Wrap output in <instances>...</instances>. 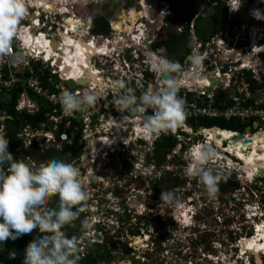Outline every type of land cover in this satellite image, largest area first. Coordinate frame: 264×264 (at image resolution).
Returning a JSON list of instances; mask_svg holds the SVG:
<instances>
[{
	"label": "clouds",
	"instance_id": "9594fccd",
	"mask_svg": "<svg viewBox=\"0 0 264 264\" xmlns=\"http://www.w3.org/2000/svg\"><path fill=\"white\" fill-rule=\"evenodd\" d=\"M261 2L264 3V0H261ZM158 3L159 2L155 0V19L152 21L149 18L148 20L139 22V29L142 25L144 26L143 29L146 30V36L142 38V41H135L132 39V36L128 39L126 36L127 34L124 32V37L128 40L127 42H124L123 39L116 37L117 32L115 30H111L109 34H95L89 29L83 30L82 28L86 25V21L73 17L75 7H72V11H67L69 12L68 14H64L65 10H69L70 8L63 3V0H59L58 2L52 0L53 8L49 13H55V21L59 26H55L58 30L55 28L53 33L57 36H51L50 41L53 43L56 42L58 45L64 44L67 46L66 50L62 52V55L65 58L63 66L59 63L58 58V64L63 67V74L66 76L63 79H60L59 77L56 79L58 83L63 82L67 90L62 92L57 89L55 85L52 86L53 91H56L60 95L58 102L61 110L68 116H72L77 112H90L95 109L98 100L105 103L106 99L103 96L104 94H102L101 89L106 88V90L117 91L118 97L113 101L115 107L105 109L107 113L110 112L114 115V121H112L114 124H112L111 131H113L116 138L108 149V157L103 156V150L100 151L104 146L102 142L95 145L92 141L88 140L83 145L77 147L76 150H78L79 155L82 153L84 146L86 152H93L94 149L97 151L96 164L94 166V169H97L94 174L95 178L92 179V185L86 187L80 178V170L73 164L74 158H69L66 154L67 151L65 150H56L53 147L51 151L46 153L39 154L37 151H34V155H32L31 150H28L25 148V145H23L21 150L24 152V160L14 159L12 153L8 150L9 141L5 137L7 134L5 121L8 120L11 115L6 111H0V244H4L6 240H16L20 237L27 239L35 236L36 233H41V235L36 236L34 242L25 249L23 254V264H78L80 259L85 258L88 254V250H90V245L99 244V240L102 239V232L100 230L102 228L99 226L100 224L95 225L97 231L94 236H92L95 240L92 241L90 239L85 241V251L83 253L79 250L80 245H78L77 248L72 239L77 233L85 234L84 232L87 231L81 230V228L87 221L85 211L91 212V210H87L86 208V203L90 198L88 191L90 188L94 189L100 182L104 181L99 175L100 170L103 169L106 172L112 171L116 175L114 176L113 174V178L116 180L111 179L108 182V184H113L111 186L113 187V192L109 191L108 193L112 196H116L117 192L123 191V178L128 177L138 180L139 176L136 175L139 174H136V172L133 174H130L129 171L124 172V167L120 166L122 171L117 172V174L111 168L115 165H120V156L127 154L128 151H136L137 153L141 148L148 149L156 147L157 143L166 137H174V135L170 134V131L181 126L186 118L184 100L180 97L181 91H178L180 76H178L177 73L181 72L182 69L185 70L187 67L193 65H197L199 68H205L206 71L203 72L206 76H211L216 71L214 69L215 65L212 64L207 57V53H209L208 50L205 58H200L198 55H191L194 42L192 40V34L189 51H183V60L180 61V63H177L176 59H169L168 52L163 55L158 52L161 48H154L157 40L151 41V39H153V34L158 29L157 27L160 26L158 22L159 19L157 18L159 13L156 8ZM242 3L243 0H226L225 5L227 6V19L229 23L225 29L218 31L211 36L218 35L227 45H229L233 42L229 38L233 39L238 35L239 39H247L248 42L253 43L257 48L261 45L264 52L263 28H260L261 36L257 37L252 31H245V29L242 31L240 30L246 27L245 24H240L235 27L231 26L240 15V7ZM78 4L84 3L75 2L74 5L82 6ZM254 5L258 8H253L250 15L258 21H264V9L259 7L257 0L254 2ZM88 6L89 4H84L82 7L85 8ZM167 6L169 7V5ZM43 7L41 6L39 9H43L45 12L48 11L47 7L46 9ZM27 10L29 13H27ZM27 10L25 0H0V53H4L8 50L13 37L16 35L17 24L25 14H29L27 15V18L30 20L36 21L38 18V14H34L33 10L28 8ZM173 14L175 16L172 21H175L180 17L177 15V12L173 11ZM230 14H234L235 18L231 19V16H229ZM147 15L149 16L148 11ZM200 15L201 14H196L193 17L186 16L185 20L182 19L184 24L173 26V29L177 31L178 27H185L189 20H192L189 23H193L194 25V21ZM68 17L75 18L77 25L79 24V26H75V30H71L65 25V19ZM96 20L97 18L87 20V22L91 23L93 27ZM169 20L171 19H167L166 21L167 26L171 27ZM149 21H152L155 25V28L152 30L147 27V22ZM67 29L68 31L66 32ZM136 30H138V28H136ZM184 31L185 28L183 32ZM38 32L44 36L51 34V31L48 30V24L47 27L42 26L41 29L33 26L32 30L29 31L20 30L18 32V35L21 37L19 39L20 47H23L22 49L24 50H28L33 38L34 40L37 38L35 42H38V40H40ZM62 33L66 34L68 38L67 40H62ZM182 33L177 31L176 34L179 35ZM75 41H79V43H75ZM146 42L148 43L146 44ZM37 47L42 51V60H44V57L52 58L57 51L61 50V48H54V45L53 47H50V43L46 42V39L44 43L37 45ZM225 48L227 49V47ZM133 51H143L146 55L150 56L152 60L151 68L155 72V76H153V73L147 74L146 76L143 74L142 76V74L134 69L131 71H123L127 68L125 61L131 60L134 56ZM77 54H79V56H77ZM196 54H200V52ZM157 56L158 59H156ZM66 57H68V60ZM118 58H122L123 62L117 61ZM29 59L32 62L31 66L34 70L40 71L42 69L40 62H35L31 58ZM185 60L186 62H184ZM95 61L96 63H94ZM135 61L136 60H134V62ZM113 62H115L114 65L105 67V64H111ZM187 63H189V65H187ZM185 65H187L186 68ZM65 67H72L74 72L78 68L81 74L79 79L78 76L80 74L75 75L74 72L66 73L64 71ZM42 70L40 73H48L47 70ZM157 72L160 73V78H157ZM86 75L94 76L91 78L95 80L88 79ZM189 76L190 81L195 84H197V79L198 81H203V79H205V76H202V74L197 76V72L192 73ZM44 79H46V77ZM80 80H85L86 83L79 84ZM143 80H149L152 81V83H144ZM68 81H73L76 86L74 88L68 87ZM212 81H214L215 84L216 80L213 79ZM19 86L20 88L17 90L0 91V100L3 104L10 102L14 92L19 93L15 111L19 116H22L23 120L22 128L16 134L18 138H20L18 135L22 132L25 124L33 123L28 118L33 117L35 119L34 123H36V121L42 119L44 112L43 110L42 114L28 115L17 110L21 93L25 92L23 86H21V84H19ZM77 92H79V94H77ZM136 92L138 96H136ZM178 93H180V96L177 95ZM262 107H264V104ZM115 109H117V111ZM149 109L151 110L150 114L148 113ZM119 117L121 118L119 119ZM222 120L228 121L224 119H216L211 121L207 126L202 125L203 130L199 135L203 136L205 134L202 132L211 129L229 132L231 136L229 138L230 141L227 140L228 143L233 142L234 144L239 145L234 152L231 150L224 152L226 150L219 147L217 143L210 141L207 135L204 143L198 144L195 143L197 136L189 132H182L181 135L184 137L181 140L175 137L179 140V145L182 143H189L188 149L190 161L188 163L189 167H187V173H189L190 176H199V179L209 197L214 196L218 191V181L220 177L212 173L214 170L218 171L222 177L230 178L231 180L249 178L243 170H240L241 173L239 172V169L244 165V162L237 157V154L240 152V148L242 149L245 146H247L245 150L248 152L251 143L243 146L242 144L244 140L235 142V137L241 132L228 127H219L216 121ZM120 121L121 125L126 126V129L117 126ZM229 121L231 122L233 120ZM195 125L196 124H194V126ZM248 128L249 127H247L246 130H248ZM115 130H118V132H115ZM130 132L131 134H129ZM253 133L254 131H250V134L247 132L241 134H243L246 139L252 140ZM224 142L226 141H223V145ZM61 145L60 148H62L65 143ZM201 145L203 146V149L197 160L193 155L196 151L200 150ZM112 148L113 151H110ZM242 152H244V149ZM48 153H51V156ZM47 156H50L51 159L54 158V160L45 165L43 164V160L46 161ZM58 156L62 160H59L60 158H58ZM86 162L84 167L87 166ZM160 170L163 172L162 169ZM254 174L257 180L264 178V172H261L262 175L260 174V176H257L256 172ZM125 188H128V185ZM139 191L141 192V189ZM147 192V190L144 191V193ZM173 196L174 194L171 191L161 192L160 199L162 203L165 201H172ZM52 197H58V207L56 208L47 207L48 202ZM139 198H141V196ZM102 201L108 203V199L104 196V198H100V200H95V202L91 204V207H97L99 202ZM204 202L205 201L201 198L191 202H182L186 203L188 208H192L190 213L191 220H194V222L196 221V217L209 205H204ZM124 203V199H120L118 206H121ZM82 211L83 213H80ZM126 212L127 206L124 207L123 215H125ZM79 214H81L85 220L81 221V226L77 228L75 234L61 231L65 225H70ZM110 215L114 216L113 213ZM260 225H262V223H260ZM187 228L197 229V225L196 223L185 224L181 231L184 232ZM68 236H70V238H68ZM98 236L101 237V239H99ZM100 244L102 245L103 242ZM163 249L173 252L172 249L167 247H164ZM15 255L14 251L9 252L10 258L15 259ZM107 260L108 259H106V261ZM106 261L101 264H108Z\"/></svg>",
	"mask_w": 264,
	"mask_h": 264
},
{
	"label": "rangeland",
	"instance_id": "374dc122",
	"mask_svg": "<svg viewBox=\"0 0 264 264\" xmlns=\"http://www.w3.org/2000/svg\"><path fill=\"white\" fill-rule=\"evenodd\" d=\"M54 1L58 2L59 0ZM147 1L148 0H63V3L70 8L67 11H72V7H75V11L79 14H83L84 17L86 16L87 20L97 18L96 22L98 23V27L101 26L98 18L106 17L110 23L111 30H115L117 34L124 33L126 26L130 25L129 29L125 32L127 38L130 39L133 35L136 37L141 36L140 41H142V38L146 36V30L143 29L144 26L142 25L139 29V22L149 19L147 15L149 4ZM156 1L159 2L156 8L159 15H161V17H157L160 26H158V29L154 32L151 41L157 40V42H162V44L165 45L158 47L161 48L158 52L163 55L168 52L169 47L173 48V44L165 42L168 40V34H175V32L177 33L178 31H175L173 27L167 26V19H174L175 15L173 11L177 12V15L184 20L186 16L193 17L196 14H201V17L208 18L210 12V10L208 12L206 10L208 0ZM40 2L41 4H38V0H33V6L39 5L43 7L44 3H47L46 0H41ZM75 2L89 4V6L85 8L82 7L84 4H78L82 6H76L74 5ZM143 2H145L146 6H144ZM48 4L53 5L52 0H50ZM167 5H169V7ZM253 8L258 7H255L254 3L250 4L248 0H243L238 18L241 24H245L246 27L242 28L241 31L244 29L245 31H252L255 33L254 35L260 37V28L264 29V22L258 21L250 15ZM50 11H52V9L46 11L48 13L45 12L44 15H48L49 17L53 16L54 13H49ZM229 16H231V19L235 18L234 14H230ZM136 28H138V30H136ZM208 33L210 32H206L205 35ZM61 38L63 39V34H61ZM183 55V50L178 48L175 54L169 53L168 58L176 59L177 63H180V61L183 60ZM260 56L263 57L264 52H262ZM94 63H96V61ZM135 63L140 64L137 60ZM129 65L130 68H132L131 63H129ZM187 65H189V63H187ZM187 65H185V68ZM107 67L110 66L108 65ZM145 81L146 83H152V81L149 80ZM136 96H138L137 92ZM238 123V121L233 120L230 122V126H235ZM202 133L205 135H198L195 141L196 144L204 143L206 140V132L204 131ZM188 147V142L178 145L174 152L173 150L171 151L175 158L174 163L171 162L170 165V161L167 160V158V161L161 167L163 172H161L162 183L160 185V195L161 192L171 191L174 194L172 201H165L162 203L160 198L157 202L156 200L150 201L148 197H142L151 195L153 190H151V188L147 189V187H139L138 182H134L130 188H123V191L117 192L116 196L109 195V191L113 189V187H111L113 184H108V182L111 179H115L113 178L114 172H106L103 169L100 170L99 175L104 181L100 182L94 189L90 188L88 191L90 198L86 203V208L87 210H91L94 219L101 220L102 222L101 225H103V230L100 229L102 232V239L99 240V242L101 243L107 240L108 260L106 262L108 264H133L134 261H138V264H215L214 262L217 264H248V262H251V264H253L252 254L250 252L245 254V256L244 254L240 255L242 253V246L240 247L239 244L241 240L248 241L255 238L257 236V231H260L259 233L264 235V199L261 204L257 203L264 196V181L262 184L258 182L256 186H252L255 189L252 202L256 200V207L251 210V208L244 207V205H238V202L234 200V198L239 196L238 194H243L244 189L248 191L249 184L245 178L239 181L241 183V190L239 191L233 190L229 186L224 188L225 184L219 179L217 191L219 194L212 196L214 202H212L211 208L207 207L204 209L196 217V221L194 222V220H191L190 210H192V208H188L186 203H182V201H185L186 189L189 188V179L194 178V176H190L189 173H187V167H189L188 163L190 161ZM200 147L203 146L201 145ZM20 158L21 157L17 159ZM58 158L60 157L58 156ZM53 160L54 158L51 159L50 156H47L46 161L43 160V164L47 165ZM59 160L62 159L60 158ZM120 162H122L121 159ZM166 169L169 171V174ZM141 170L142 169H140L139 174ZM212 173L221 176L216 170L212 171ZM260 174L261 172L257 176H260ZM114 176L116 175L114 174ZM145 176L153 178L154 173L147 170ZM192 186L194 187V185ZM200 186L197 193H200L201 190H205L203 185L200 184ZM140 189L141 192L139 191ZM146 189L148 192L144 193ZM126 192L128 193V198L125 199L126 203L118 206L120 199H124V193ZM104 196L108 199V203L102 201L99 202L97 207H91V204L94 203L95 200H100V198H104ZM140 196L141 198H139ZM181 196L183 197L180 199ZM206 196H208V194H206ZM255 197L258 199H255ZM157 204L158 206H156ZM53 206H55V197H52L47 205L48 208H53ZM125 206H127V213L131 216V218L129 216L131 219L129 221H125V219L121 217L124 214ZM111 213H113L114 216H111ZM150 214H156L163 218V226L159 225L157 222L150 225L151 230L155 232V234H158L159 238H163L159 239V244L162 242L161 248H158L157 245L153 247L150 238L148 242H146L140 240V237H134L130 233L138 229V222L141 220L139 216L146 217V215L150 216ZM181 217L188 220V224L196 223L197 229L187 228V230L182 232L181 229L187 223ZM75 220L76 224L78 225L80 222L79 226H81V221L85 219L79 214ZM75 220L72 222V227L70 226L71 224L69 227H66L75 230ZM90 221L91 218H88L81 229L87 230L88 226H90ZM260 223H262V225H260ZM155 228H158V230H154ZM7 241L9 240H6L4 243ZM32 243L33 242H28V246ZM164 247L172 249L173 252L169 250H167L168 252H161ZM92 248L93 251H95V246H92ZM215 249L220 251L218 256L212 252V250L215 251ZM143 252L145 253L146 261L142 259V262L140 260V255ZM208 256H210V258ZM239 256L242 257L239 259ZM17 259L18 257L16 255L15 259L8 256L7 262L8 264H15ZM18 260L21 262L23 261L21 259Z\"/></svg>",
	"mask_w": 264,
	"mask_h": 264
},
{
	"label": "built area",
	"instance_id": "2783aa9c",
	"mask_svg": "<svg viewBox=\"0 0 264 264\" xmlns=\"http://www.w3.org/2000/svg\"><path fill=\"white\" fill-rule=\"evenodd\" d=\"M25 6L26 10L28 8L33 10L34 14H38V18L36 21L30 20L27 18L29 14H25L17 24L16 35L13 37L8 50L0 53V91L17 90L21 84L25 92L21 93L17 110L28 115H39L44 110L41 120L36 121V123L25 124L22 132L18 135L23 140L25 148L31 150L32 155H34V151L39 154L46 153L51 151L53 147L56 150L67 151L66 154L69 158H74L73 164L80 170L82 183L89 187L92 185V179L95 178L94 174L97 170L94 169L97 151L94 149L93 152H86L84 146L79 155L76 149L88 140L95 145L102 142L104 146L100 151L103 150V156H109L108 149L116 137L111 131L114 115L110 112L107 113L105 109L115 107L113 101L118 97V92L106 90V88L101 89L106 99L105 103L98 100L95 109L90 112H77L72 116L65 115L58 102L60 95L52 89V86L55 85L62 92L67 90L63 82L58 83L56 81L57 77L63 79L66 76L63 74V67L58 64V53H55L52 58L44 57L42 60V51L36 44L28 47V50L20 47L19 39L21 37L18 35L20 30L29 31L32 30L33 26L41 29L42 26L47 27L48 24V30L51 31V34L45 36V39L46 42H51L53 31L55 28L57 29L55 26H59L55 21V13L50 17L44 15L45 10H40L39 6L36 5L32 6L30 0H25ZM159 16L161 17L158 14ZM184 28V26H180L177 30L182 33ZM190 31L194 41L191 55H199L196 54L199 52L206 54L208 50L207 57L215 65L216 71L211 76H206L203 72L206 71L205 68L193 65L177 73L180 76L178 91H181L180 97L184 100L186 118L183 124L175 130H171L170 134L176 135L180 140L184 137L181 135L182 132H189L198 136L203 130L202 125L207 126L208 121L206 120L208 119L237 120L246 124H251L256 119L264 121V107H262L264 104V56H260L263 52L262 46L259 45L260 47L257 48L247 39H239L238 35L233 39L229 38L233 41L229 45L218 35L211 36L209 41H198L193 32V23L190 24ZM40 34L38 32V36ZM133 53L134 56L131 60L125 61L127 68H130L129 63H131L132 69L142 76L152 73L155 76V72L151 68L150 56L143 51H133ZM29 58L35 62H40L42 69L47 70L48 73H40L42 69L40 71L34 70ZM134 60L139 61L140 64L135 63ZM196 72L197 76L201 74L205 76L203 81L196 80L198 85L191 82L189 76ZM246 72H252L255 75V79L259 83L256 92L252 91L250 84L247 83ZM157 74V78H160V73L157 72ZM45 77L46 85L42 81ZM213 79L216 80L214 85L211 83ZM115 110L117 111V109ZM148 113H151L150 109ZM194 124L196 125L194 126ZM117 126L126 129L125 125H121V121ZM64 143L65 145L60 148L61 144ZM110 151H113V148ZM85 162L86 167H84ZM85 217L86 220L91 218L90 226L84 232L85 234L77 233L72 239L77 248L80 245L79 250L82 253L85 251V241L95 240L92 236L97 231L95 225L99 224V220L94 219L91 212L85 211Z\"/></svg>",
	"mask_w": 264,
	"mask_h": 264
},
{
	"label": "trees",
	"instance_id": "16d2710c",
	"mask_svg": "<svg viewBox=\"0 0 264 264\" xmlns=\"http://www.w3.org/2000/svg\"><path fill=\"white\" fill-rule=\"evenodd\" d=\"M255 1L256 0H248L250 4L254 3ZM257 1H258L259 7L264 8V3H262L261 0H257ZM225 2L226 0H209L207 4V8H206L207 12L210 10L208 14V18L199 16L194 21V32L197 35L196 37L200 41H208L209 40L208 38L212 34L225 29L226 26L228 25L229 21L227 19V6L225 5ZM143 4L144 6H146L145 2H143ZM98 20L100 21L99 23L101 24V26L98 27L97 26L98 23L95 22L93 24L94 33L95 34H109L111 31V28H110V23L107 20V18L102 17V18H99ZM191 21L192 20H189V22ZM169 22L171 24V27L184 24L181 17H178L175 21L169 20ZM189 22L185 25V31L182 34H179V35L176 33H175L176 35L171 34V33L168 34L167 36L168 40H166L165 42L168 44H173V48L172 47L168 48V53L174 54L176 53V50L178 48L182 49L184 52L189 51L190 41H191ZM240 24L241 22L239 18H236V20L234 21V23L231 24V26L235 27ZM129 27L130 25H127L124 31L126 32L129 29ZM206 32H210V33L205 35ZM161 46H165V45H163L162 42H156V44L154 45V48H158ZM245 75H246L245 77H246L247 83L250 84L251 86V90L255 91L259 87V83L252 77L253 75L251 73L248 72ZM42 80H43V83L46 84V79H42ZM18 95H19L18 92H14L12 95V98L10 99V102L7 104H3L0 100V111L1 110L6 111L9 115H11V117L5 121V127H6V132H7L5 137L9 141L8 150L12 153L14 159H17V157L18 158L21 157L20 159L24 160V152L21 150V147H23L24 143L22 139L18 138L16 135L22 128V120H23L22 116H19L15 111ZM177 95L180 96V93H178ZM28 119L34 123L35 119L33 117H29ZM213 120H216V119H213ZM213 120L212 119L206 120L208 121L207 125ZM216 123H218L219 127H223V128L228 127L230 129L234 128V126L232 127L230 126V121L222 120V121H216ZM178 145H179V140H177V138L175 137L171 138L170 136L164 138L162 141L157 143L156 148H158L159 150L158 161H159L160 166H158L159 165L158 163L156 165L159 168L162 167V165L166 162V157L169 155V153H171V151L174 150ZM48 154L51 156V153H48ZM161 183L162 181L152 183L151 190H153L154 193L159 194L160 190L158 189V187L161 185ZM232 185H234V187H237L238 183L234 182V184ZM56 207H58V197H55V206H53V208H56ZM80 213H83V211ZM129 216L130 214L126 212V214L123 215L122 217L123 218L127 217L129 219ZM163 225L164 224H162V226ZM66 226L69 227V225H65L61 229V231H64V232L66 231V233L71 232V234H75V232L77 231V228H79V223L77 225L76 220H75V230L68 229ZM70 226L72 227V223ZM130 233L133 236H136L139 234V230L131 231ZM39 235H41V233H36L35 236L27 238V239L20 237L16 240H9L4 244H0V264H8L7 258L9 256L10 251H14L18 259L23 260L24 258L23 254H24L25 249L28 247V242H34L36 236H39ZM92 246H95L96 248L95 251H93ZM89 249L90 250H88L87 256L79 260L80 264H101L102 262L106 261V259H108V252L106 251L107 247H103L101 244H94V245H90ZM18 259L16 260L15 264H22L23 261L21 262ZM138 263H139L138 261L133 262V264H138Z\"/></svg>",
	"mask_w": 264,
	"mask_h": 264
},
{
	"label": "flooded vegetation",
	"instance_id": "af4514ba",
	"mask_svg": "<svg viewBox=\"0 0 264 264\" xmlns=\"http://www.w3.org/2000/svg\"><path fill=\"white\" fill-rule=\"evenodd\" d=\"M163 5H164V3H163ZM74 16L82 19L83 21H86V25L82 28L83 30L89 29V30L93 31L92 24L87 22L86 16L84 17L83 14H79L78 12L75 11V9L73 11V17ZM116 37L119 39H123L124 42L128 41L127 38L124 37L123 33L122 34H116ZM121 46H123V45H121ZM251 74L253 75L252 77L255 79V75L253 73H251ZM86 77L90 80H95V79H92L90 75H86ZM256 91H257V89L254 92H256ZM247 127H249L248 128L249 131L255 132V133H253L254 136L252 135V141L254 140L255 136L264 134L263 133L264 121L260 120V119H256L255 122H252L251 124H246V123H242L239 121V123L237 125H235L233 129L239 130L241 133H245V132H247V130H246ZM135 153H136V151H133V152L128 151L127 154L121 155L120 159L122 162H120V165H115L114 167L111 168L112 170H114L117 173L119 171H122L121 167H120V166H122L125 169L124 172L129 171L130 174H133L134 172L139 174L140 169H142L141 173L138 175L139 176L138 180L135 178H128V177L123 178L122 179L124 182L123 188H125L127 185L130 188L134 184V182H138L139 186L147 187V189H149V188H151L152 183L161 182V170H160L161 167L160 168L158 167V166H160L159 161H158V154H159L158 148H156V147H152V148H148V149L141 148L140 151H138L136 153V155H135ZM166 159L170 161V163H169L170 165H171V162L174 163L175 158H174V155H172V152L169 153V155L166 157ZM157 163L159 164L158 166L156 165ZM147 170L152 171L154 173L153 178L145 176L147 173ZM168 174H169V171H168ZM165 175H167V174H165ZM219 177H220V181H222L225 184L224 188L229 186L233 190H238V191L241 190V183L239 181H242V180H240V179L231 180L230 178H224L222 176H219ZM225 181H227V182H225ZM246 181L249 184L248 191L244 189L243 194H238L239 196L237 198H234V200H236V202H238V205H241V206L244 205V207L251 208V210H252V208L256 207V200L254 202H252L253 201L252 199L255 195V193H254L255 189L252 186H256L258 182L262 184L264 181V178H260L259 180H257L255 177V174H254L253 177L247 178ZM234 182L238 183L237 187H234V185H232V184H234ZM200 184L203 185L199 179V176H196L194 178L189 179V188L186 189L185 201L191 202L193 200H198L199 198H201L202 200L205 201L204 205L209 204L207 207L211 208L212 202H214V200L212 199L213 197L206 196L207 193L205 190H201L200 193H197V190L201 187ZM192 185H194V187ZM158 189L160 190V186L158 187ZM133 191H135V190H133ZM221 191H223V190H221ZM127 194H128L127 192L124 193L125 203H126L125 199L128 198ZM216 194H219V193H216ZM183 196H181L180 199ZM147 197H148V199L150 198L149 199L150 201L156 200L158 202L159 198H160V193L156 194L153 191V193L151 195H148ZM255 199H258V198L255 197ZM263 199H264V196L257 203H262ZM156 206H158V204ZM139 217H140L139 219H141L142 222H141V220H139L140 223L138 222L139 227L137 229V230H139V234L134 236V237H140L141 238L140 240H143L146 242H148V239L150 238V241H151L153 247H154V245H157L158 248H161L162 242H161V244H159V242H160L159 239H163V238H159L158 234H155V232H153L151 230L150 225L157 222L159 225L162 226L161 222H163V218H161L160 216H158L156 214H150V216L146 215V217L145 216L144 217L139 216ZM130 218H131V216H130ZM130 218L128 219L127 217H125L124 219H125V221H129V220H131ZM101 223H102L101 220H99L100 227L102 228L101 230H103V225H101ZM154 230L157 231L158 228H155ZM141 231H142V234H141ZM107 245L108 244L106 241H104L102 244L103 247H107ZM213 250H212V252H213ZM164 251L167 252L166 249L161 250V252H164ZM215 251L217 252L216 255L218 256L219 251H217L216 249H215ZM205 252H207V251H205ZM140 256H141L140 257L141 261H142V259H143V261H146L144 252ZM263 256H264V254H263ZM208 257L210 258V256H208ZM238 258L240 259V257H238ZM252 262H253V264H257L256 257L253 254H252ZM214 263L217 264L216 262H214ZM248 264H251V262H248ZM263 264H264V259H263Z\"/></svg>",
	"mask_w": 264,
	"mask_h": 264
},
{
	"label": "bare ground",
	"instance_id": "6f19581e",
	"mask_svg": "<svg viewBox=\"0 0 264 264\" xmlns=\"http://www.w3.org/2000/svg\"><path fill=\"white\" fill-rule=\"evenodd\" d=\"M40 1L41 0H38V4H41ZM30 2H31V5L33 6V0H30ZM48 2L49 1H47V3L46 2L44 3V7H45V9L47 7L48 10H50V9L53 8V5L48 4ZM147 2L149 4V6H148V11H149L150 6H152V5H150V0H148ZM39 7H41V6H39ZM68 13L69 12H67V10H65L64 14H68ZM65 22H66V26L68 28H70L71 30H75L76 29L75 26L77 25V23H76L75 18L68 17V18L65 19ZM77 26H79V24ZM67 31H68V29L66 30V32ZM62 34H63V39L62 40H64V41L67 40L68 38H67L66 34H64V33H62ZM53 35L57 36L54 33H53ZM132 39L135 40V41H138V40H141V36H137L136 37L135 35H133ZM35 41L36 40H34V38H33L31 46H32V44L39 45V44L44 43L45 42V36L43 34H40V40H38L37 43H35ZM49 43H50V47H53V45H54V48H56V49L57 48H59V49L61 48L60 51H57V53H58L57 57L59 56V63L63 66V62L65 61V58L62 55V52H64L66 50L67 46L64 45V44L58 45L56 42H54V43L53 42H49ZM75 43H79V41H75ZM218 52H221V50H218ZM77 56H79V54H77ZM198 56L201 57V58H205L206 54H199ZM66 59L68 60V57H66ZM117 61L123 62V59L122 58H118ZM114 64H115V62H113L111 64H106L105 67H107L108 65L112 66ZM131 70H132V68H126L123 71H131ZM64 71L66 73L74 72L72 67H65ZM74 74L75 75H79L80 74V70L77 68L76 71L74 72ZM80 76H81V74L78 76V79H79ZM90 76L94 77L92 75H90ZM143 82L146 83L145 80H143ZM205 132H206V135L208 136V139L210 141L217 143V145H219V147H222V148H224L226 150L224 152H228L230 150L232 152H234L239 146L237 144H234L233 142H229L228 143V141H230L229 138L231 136V134L229 132H226L224 130L218 131V130H215V129L208 130V131L205 130ZM263 133H264V131H263ZM263 135L264 134H261V135H258V136L254 137L253 143L251 145H249L250 146V148H249L250 150L248 152H247V150H245L246 147H247V146H245L244 148H242V149H244V152H242V149L240 148V152H238V154H237V157L244 162V165H242L241 169H239V172H240V170H243L244 173L249 178L253 177L255 172H256V175H258L260 172H264V136ZM174 137H176V135H174ZM223 141H226L228 145H226L224 147ZM202 149H203V147H200V150L196 151L195 154L193 155V156L196 157L197 160L199 158L198 156L200 155ZM183 220L186 223L188 222V220H186L184 218H183ZM259 232L257 231V236L255 238L250 239L248 241L241 240V242L239 244L240 247L242 246V253L240 255L244 254V256H245V254H248L250 252L251 254H253L256 257L257 264L263 263V260H262L263 259V255L262 254H264V235H262ZM136 243H138V242H136ZM240 247H239V249H240ZM213 254H217V252L216 253L214 252ZM239 257L241 258L242 256H239ZM213 258H216V257H213Z\"/></svg>",
	"mask_w": 264,
	"mask_h": 264
},
{
	"label": "water",
	"instance_id": "95a60500",
	"mask_svg": "<svg viewBox=\"0 0 264 264\" xmlns=\"http://www.w3.org/2000/svg\"><path fill=\"white\" fill-rule=\"evenodd\" d=\"M154 3H155V0H150V4L152 5L153 4V6H150V8H149V12H148V14H149V18L153 21L154 19H155V6H154ZM152 21H149V22H147V27L148 28H150L151 30L153 29V28H155V25L153 24V22ZM148 42H146V44H147ZM80 83L79 84H85L86 83V81L85 80H80L79 81ZM212 83V85L214 84V81H212L211 82ZM67 85H68V87H70V88H74L75 86H76V84L73 82V81H68L67 82ZM247 133H249L250 134V131L249 130H247ZM235 142H237V141H239V140H244V142H243V146H245V145H247V144H252V140L251 139H246L245 138V136L243 135V134H238V136H236L235 137ZM227 145V143L226 142H224V146H226ZM243 150V149H242ZM262 175V174H261ZM68 238H70V236H68ZM98 238L99 239H101V237H99L98 236ZM216 253V251H213V253ZM263 255V254H262ZM261 264H263V263H261Z\"/></svg>",
	"mask_w": 264,
	"mask_h": 264
},
{
	"label": "crops",
	"instance_id": "0c3cea01",
	"mask_svg": "<svg viewBox=\"0 0 264 264\" xmlns=\"http://www.w3.org/2000/svg\"><path fill=\"white\" fill-rule=\"evenodd\" d=\"M264 9V8H263ZM78 264H80L79 262H78Z\"/></svg>",
	"mask_w": 264,
	"mask_h": 264
}]
</instances>
